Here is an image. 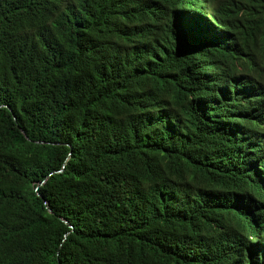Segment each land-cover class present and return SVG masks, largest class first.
Returning <instances> with one entry per match:
<instances>
[{
  "label": "trees",
  "instance_id": "16d2710c",
  "mask_svg": "<svg viewBox=\"0 0 264 264\" xmlns=\"http://www.w3.org/2000/svg\"><path fill=\"white\" fill-rule=\"evenodd\" d=\"M0 264H264V0H0Z\"/></svg>",
  "mask_w": 264,
  "mask_h": 264
},
{
  "label": "water",
  "instance_id": "95a60500",
  "mask_svg": "<svg viewBox=\"0 0 264 264\" xmlns=\"http://www.w3.org/2000/svg\"><path fill=\"white\" fill-rule=\"evenodd\" d=\"M24 132V131H23ZM59 171H61V170H59ZM44 182V181H43ZM38 194H40V193H38ZM51 212H52V210L51 209H49Z\"/></svg>",
  "mask_w": 264,
  "mask_h": 264
},
{
  "label": "bare ground",
  "instance_id": "6f19581e",
  "mask_svg": "<svg viewBox=\"0 0 264 264\" xmlns=\"http://www.w3.org/2000/svg\"><path fill=\"white\" fill-rule=\"evenodd\" d=\"M233 1V0H232Z\"/></svg>",
  "mask_w": 264,
  "mask_h": 264
}]
</instances>
